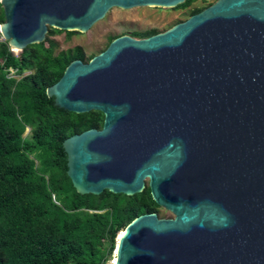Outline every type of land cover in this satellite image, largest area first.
Returning <instances> with one entry per match:
<instances>
[{"label":"water","instance_id":"1","mask_svg":"<svg viewBox=\"0 0 264 264\" xmlns=\"http://www.w3.org/2000/svg\"><path fill=\"white\" fill-rule=\"evenodd\" d=\"M183 0H0L11 51L47 27L85 31L110 7ZM55 106L101 115L61 140L78 193L148 187L168 210L134 216L112 264H264V0H213L144 37H112L45 87Z\"/></svg>","mask_w":264,"mask_h":264},{"label":"trees","instance_id":"2","mask_svg":"<svg viewBox=\"0 0 264 264\" xmlns=\"http://www.w3.org/2000/svg\"><path fill=\"white\" fill-rule=\"evenodd\" d=\"M202 7H190L188 15ZM156 31L128 33L144 37ZM59 32L69 37L76 31L48 26L43 40L16 52L0 38V264H102L111 257L116 234L134 216L158 214L146 185L128 195L106 189L92 194L76 192L69 182L61 140L98 128L102 115L93 109L64 110L46 96L45 87L69 60L93 55L84 57L78 46L55 51L49 36Z\"/></svg>","mask_w":264,"mask_h":264},{"label":"rangeland","instance_id":"3","mask_svg":"<svg viewBox=\"0 0 264 264\" xmlns=\"http://www.w3.org/2000/svg\"><path fill=\"white\" fill-rule=\"evenodd\" d=\"M211 1L213 0H195L185 8L134 6L123 9L110 7L100 19L92 23L85 31H76L69 37H65L63 32H59L50 35L49 38L55 42V51L78 46L81 48L83 56L86 57L90 53L95 54L101 50L105 46L107 36L149 28H155L158 31L163 30L172 23L183 20L188 16L190 7L206 6ZM12 76L18 77L15 74H12ZM27 132L28 128L26 127L22 135L27 134ZM157 210L159 217H170L172 215L161 206H158ZM113 252L114 247L111 256L114 255Z\"/></svg>","mask_w":264,"mask_h":264},{"label":"built area","instance_id":"4","mask_svg":"<svg viewBox=\"0 0 264 264\" xmlns=\"http://www.w3.org/2000/svg\"><path fill=\"white\" fill-rule=\"evenodd\" d=\"M0 38H1V37H0ZM11 73L14 75V73H13V69H9V75H10ZM12 74H11V76H12ZM112 258H113V255H112L107 261H105V262L102 263V264H112Z\"/></svg>","mask_w":264,"mask_h":264},{"label":"bare ground","instance_id":"5","mask_svg":"<svg viewBox=\"0 0 264 264\" xmlns=\"http://www.w3.org/2000/svg\"><path fill=\"white\" fill-rule=\"evenodd\" d=\"M120 233H121V231H119V232L117 233V238L119 237ZM113 260H114V255H113L112 261H113Z\"/></svg>","mask_w":264,"mask_h":264},{"label":"flooded vegetation","instance_id":"6","mask_svg":"<svg viewBox=\"0 0 264 264\" xmlns=\"http://www.w3.org/2000/svg\"><path fill=\"white\" fill-rule=\"evenodd\" d=\"M99 127H100V126H99ZM99 127H98V128H99ZM156 215H157V214H156ZM157 216H158V215H157Z\"/></svg>","mask_w":264,"mask_h":264}]
</instances>
